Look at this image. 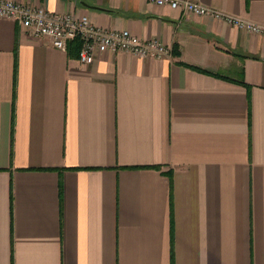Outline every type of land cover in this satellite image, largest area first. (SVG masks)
<instances>
[{
	"label": "crops",
	"instance_id": "obj_1",
	"mask_svg": "<svg viewBox=\"0 0 264 264\" xmlns=\"http://www.w3.org/2000/svg\"><path fill=\"white\" fill-rule=\"evenodd\" d=\"M14 1L171 54L83 63L0 18V264H264V35L145 0ZM201 1L264 25V0Z\"/></svg>",
	"mask_w": 264,
	"mask_h": 264
},
{
	"label": "built area",
	"instance_id": "obj_2",
	"mask_svg": "<svg viewBox=\"0 0 264 264\" xmlns=\"http://www.w3.org/2000/svg\"><path fill=\"white\" fill-rule=\"evenodd\" d=\"M158 5L182 9L186 13L207 15L225 20L237 27L264 35V25L219 11L201 0H145ZM0 18L19 21L35 37L49 38L51 44L66 50L75 39L81 42L79 59L92 63L98 52L125 51L140 57L163 58L171 49L160 39L144 40L128 29H108L94 24L87 15L52 12L42 6H34L14 0H0Z\"/></svg>",
	"mask_w": 264,
	"mask_h": 264
},
{
	"label": "trees",
	"instance_id": "obj_3",
	"mask_svg": "<svg viewBox=\"0 0 264 264\" xmlns=\"http://www.w3.org/2000/svg\"><path fill=\"white\" fill-rule=\"evenodd\" d=\"M74 42H73V44H74V46H75V48L77 49V50H79L80 51V46H81V42H80V40L79 39H75V40H73ZM72 42V41H71ZM71 42L69 43V46H70V44H71Z\"/></svg>",
	"mask_w": 264,
	"mask_h": 264
}]
</instances>
